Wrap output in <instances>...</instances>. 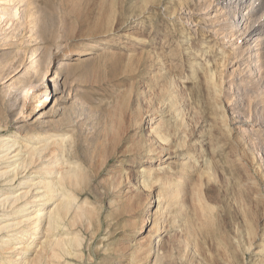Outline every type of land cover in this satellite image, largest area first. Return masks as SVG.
<instances>
[{"label": "rangeland", "instance_id": "obj_1", "mask_svg": "<svg viewBox=\"0 0 264 264\" xmlns=\"http://www.w3.org/2000/svg\"><path fill=\"white\" fill-rule=\"evenodd\" d=\"M187 1L32 0L0 26V137L42 125L75 147L69 191L89 213L69 264H264V89L241 83L240 33L221 44Z\"/></svg>", "mask_w": 264, "mask_h": 264}, {"label": "bare ground", "instance_id": "obj_2", "mask_svg": "<svg viewBox=\"0 0 264 264\" xmlns=\"http://www.w3.org/2000/svg\"><path fill=\"white\" fill-rule=\"evenodd\" d=\"M193 1L189 0L184 5L189 6ZM199 1L203 2L205 7L202 6L206 11H213H210L214 18L212 28L216 29L215 34L221 35V44L230 42L234 33H240L233 51L244 64L251 61L246 64V79H241V83L250 84L249 88L253 91L264 89V0ZM32 3V0H0V26L10 23V27H13L18 24L14 23L17 20L18 26L26 23L28 7ZM199 9L203 10L200 7ZM230 14L233 15L232 21L228 19ZM145 18L143 17L142 21ZM6 38L9 37L5 35L2 41ZM106 41L109 42V38L105 43ZM252 75L256 76L253 78ZM44 77H40L35 83L43 85ZM207 79L212 81V74H209ZM33 89L29 88V91ZM60 91L64 92L63 85L56 80L53 92L57 94ZM43 95L47 96L48 91L42 92L39 97ZM43 101L44 99L41 102ZM24 109L25 103L19 112L20 117L24 115ZM260 109L264 113V106ZM67 136L64 133L48 134L42 125H37L34 129H25L21 125L16 127V131L10 136L0 137V264H69L66 259L81 257V242L84 239L80 240L76 234L71 237V227L74 229L77 219L86 216L89 211L84 208L85 204H80L77 197L71 193V187L81 182L78 180L82 174L79 176L78 167L70 160L75 147L72 138ZM157 220L159 218L156 215L152 221L145 217L137 232L143 234L137 245L143 246V243L147 242L144 247L149 255H152L157 246V238L163 231L162 225L158 228ZM148 224L152 226L149 227ZM132 231L134 234V230Z\"/></svg>", "mask_w": 264, "mask_h": 264}]
</instances>
